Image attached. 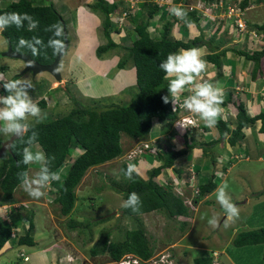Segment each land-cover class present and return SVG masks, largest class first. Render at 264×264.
Instances as JSON below:
<instances>
[{
    "label": "rangeland",
    "instance_id": "obj_1",
    "mask_svg": "<svg viewBox=\"0 0 264 264\" xmlns=\"http://www.w3.org/2000/svg\"><path fill=\"white\" fill-rule=\"evenodd\" d=\"M10 1L15 0H3L0 1V4L3 6ZM93 1L94 0L42 1L43 4L52 3L56 10L62 13L67 21L69 44L72 42V46H68L66 53L61 57V60L59 62L61 75L66 78V81L63 77L60 81H57L52 77L50 73L41 72L38 74L42 76L39 77V80L42 79V82H37L35 81V79H33V75L35 74H33L31 71L22 72L23 67L20 69L17 68L16 64H23L20 59L0 57V67L5 64L9 66V69L7 71L0 70V73L4 74L6 78L19 79L22 76L21 78L30 79L33 84V88L37 87V85H40V88L43 89L42 92L48 93L50 94V96L55 97V99L53 98L52 100H48L47 106L41 109V119H44L46 117L56 118L57 116L66 114L74 105L73 99L78 100L84 106H93L94 104L100 106H110L109 104L124 105L137 91L135 87L134 70L133 66H131L130 63L131 60H129V63H127V65L123 69H120L122 71L121 76L118 78V86H116L114 91L109 87V85L112 86L111 82L114 80L116 75L114 77L106 78L107 73L111 74L113 71L119 70L117 63L119 60H121L120 56H124V54H126V50L118 48L103 54L101 57H98L96 55V47L106 42V39L102 34V14L94 13L85 6L86 10H89L95 16V18L97 17L96 22L98 23H95L94 25L95 32L90 38L91 42L89 41V39H87V42H85L84 39L81 38V43L83 46H80L78 35L76 34V37L74 36L75 29L73 27H75L76 25L72 23V13L75 9L74 6L79 3L85 5ZM109 1L111 2L120 0ZM123 1H125L124 3H127L132 7L131 11L132 13H134L133 10L136 11V7H139L138 1L141 0ZM190 1L193 2L194 0ZM251 1H253L255 8L252 9L249 13L250 16L252 18L257 17L259 18V20H263L264 5L258 6L259 3L256 0ZM32 2L36 4L40 3V0H32ZM154 4L157 5L158 3L154 2ZM130 14L127 16V18L130 16ZM158 15L160 18V22L157 21L155 23L153 21H150V25L148 26V31L151 36L157 34V30L162 28V23L164 21H173L172 16L174 15H171L170 12H168L167 14L161 13ZM246 17L247 15L245 13V18ZM127 18L123 17L124 20H118L120 24L118 22L117 27L121 30L119 33L112 32V36L115 42L124 47L129 46L131 43V37H129L128 35L125 37V34L131 31V29L133 28L132 23H130ZM114 20H116V17H114ZM182 22L184 21L178 20L172 22L170 37L186 41L188 39L194 38L199 34V32L197 33L194 24H192L193 26L190 29L185 22V24H181ZM78 24L81 23L78 22ZM205 25L206 24H203V26L201 27L206 28L204 27ZM216 27L217 25L213 24L212 28H208L207 30L203 29V37L205 40L209 39L212 35L215 34ZM82 29L83 28L81 25L79 27L81 33ZM224 29V24L220 23V31L218 33L216 32L217 34L215 37L219 38L220 36H222L221 34L224 32ZM129 35H131L130 32ZM90 36L91 35H89V37ZM223 37L226 38L228 42L231 41L230 37L227 36V34ZM93 38L94 40L96 39L95 42H92ZM261 44H263V42ZM7 45L8 43L0 34V51L3 48H6ZM225 46L231 47V49H229V52L231 54V50H239L241 48L238 45L235 46L234 42H231V44L227 43L225 44ZM253 46V44L249 45V47L251 48ZM201 49L205 54L208 52V48L205 46H202ZM262 61L263 58L261 59V62ZM229 63L231 65H234L235 61L230 58ZM223 73L221 74V77H223ZM224 75L227 76H224L223 80L225 81L228 78L231 87L235 90H239L240 95L244 97L242 93V90H245L244 84L237 79V82L231 80L229 78L230 74L225 73ZM237 77L239 78V76ZM49 79L52 83L50 88H48ZM78 80L84 81L85 89L88 94L85 92H80L79 89H76L75 91L69 85L71 81L74 82ZM123 85L127 86L121 88ZM33 88L30 91L31 95H33ZM227 89L228 87H225L223 90L224 97L228 98L229 93ZM184 95L186 96V94H183L182 96ZM182 96L180 98V103H178L180 107L178 106V104L176 105V107H178L177 118H184L185 120L188 115L186 113L187 111H184V108L182 106ZM237 98L239 99V96H235V101H237ZM222 108L223 110H226L227 107L222 106ZM235 113L236 108L234 110V115ZM231 114V111H223L222 116L217 117V119L224 118L226 120H231L234 117ZM28 122L29 124L35 123L36 119L33 117H29ZM153 122H155L156 126H153L152 130L147 135L146 140L150 142H161L159 141L161 135L160 132L156 130L158 129L156 127H161L164 123H167L169 125L166 124L163 128V131H168L169 134H165V138L171 140V142L169 143V141H167V146H165V149L175 147L183 148V141L182 144H179V140H177L178 138L183 140V130H179L180 127L177 124L176 126L178 127L174 128V122L169 123L168 121H166L164 123H158L156 120H154ZM192 122L194 123L197 121H195V119H192ZM171 127L174 129H171ZM175 129L179 130V134L181 136L174 132ZM254 129L257 131L256 128H253V130ZM211 130L214 131V128H212ZM255 136H258V133H255ZM211 137H213L212 133L207 132L204 135V140H210ZM251 137L253 136L251 135ZM7 138H9V136L0 135V139L2 141L6 140ZM200 139L201 138L199 136H196V139H194V143H200ZM121 141L123 145V152L126 153L131 149V147L137 140L131 141V138H127L126 135H123ZM161 143L163 144L164 142ZM252 144L254 143L249 139L245 142L244 146L248 151L247 154H252L253 156L256 150H254L255 148H251ZM35 145L40 148L39 145ZM208 149L210 150L206 154V151ZM197 150H203L202 158L194 157L192 150H189L185 155L186 160L184 158H178L175 162L174 167L179 168L183 167L185 164H192L194 162H192L191 160H196L197 162L198 160H200V158L203 159L204 162L207 161V164L211 163L212 154L214 155L215 149L210 148V146H207L206 148L199 146ZM157 152H155V154ZM1 155L7 157V153L5 152H3ZM252 156L250 155V160L248 162L245 161L239 164V166H242L245 171L250 168V170H252L250 175L235 174L233 170L229 177L223 180V178L219 176L221 175L220 172H215L217 174V176H215L217 183H220L219 185H221L225 181L227 182L228 192L232 198V201L240 209L239 218L234 223H231L229 227H224V220L226 219V215L224 213V210L215 199V191L212 192V194H207V198H205V195L201 197V199L197 201V203L195 202L196 206L194 210H189L187 216L185 215L184 217L177 216V219H171L166 216V213L161 211H151L149 213L141 214L139 218L143 223L150 244L154 247V254H157L164 249L171 251V253H173V256H170L172 264H264V246L258 244L237 247L233 244V239L236 237L237 233L264 227V198L262 197L264 191L261 192L260 190H257V192H255V196L249 197L247 190L248 187H246L249 186V189L252 190L254 185H257L258 187V185L264 183V160L257 163L255 161V158H252ZM238 157V159H241V156ZM149 159V157L143 158L138 162L131 163L137 165L138 174L143 178L147 177V172L150 168L159 164V162L154 160L153 158L150 159L152 160V162L150 163ZM147 160H149V162H147ZM123 162H125L124 157L120 155L110 162L90 167L86 171L85 175L76 188L78 199L75 202L73 210L68 216L62 215L60 213L58 203H53V201L50 202L52 199V195H50L49 188L46 189V195L44 197L40 199H33L22 189L21 186H18L16 191H14L15 199H11L10 206L8 207V209L13 208L15 210L10 213H6L7 215L0 213V218L10 221L12 220V224H14V221L19 222L21 220L22 224L17 226L14 225L13 232L18 233L17 235L14 234L15 238L12 237L10 239L11 244L8 243L4 247V250L9 251L8 253L5 252L7 253L6 256L2 254L0 255V264H17V262H19L20 264H26L23 261L20 262L21 258L27 260L24 258L27 255H25V253H30L31 251L34 252L36 250L40 251L41 249L55 250V257H53L54 255L51 254V252L43 254L47 256L51 261H53L54 259L55 264H101L107 262L110 258L108 252L93 255L90 253V248L94 245L99 244V240L105 232H108L109 240H113L122 238L124 236V231L127 228L130 229L134 227L132 219H128L122 214L121 202L123 201V198L121 194L117 193L110 186L112 184V180H119L121 165L123 164ZM197 166L199 167L200 165L197 164ZM259 166L262 169V173L261 169H257V167ZM38 167L39 165L37 164H30L27 172H29V175H32L34 174V171L38 169ZM209 168L210 164L204 170L205 172L202 171L197 175L195 174V172L193 175V171H195L194 169L190 170L191 172L189 170L186 171L185 169H183L181 179H179V175L171 167L165 169L162 174L158 176V178L159 182L161 183H165L167 180H170L171 182L173 181V183L174 181L178 182L179 186L184 187V191L186 192L188 199L189 196H191L194 197V201L195 198H199V193L197 194L196 192L197 188L195 186V183L192 182V177L197 178V176H200V178H203V180L205 181L211 175L210 171H208ZM66 171L67 167H63L59 172L61 180L64 178ZM199 180L200 179L197 178L196 184L197 181L199 182ZM251 182L254 183V185H251ZM192 184H194V186H191ZM263 187L264 186H261L260 188ZM47 193L50 196H47ZM237 197H240V199L242 198V200H237ZM245 198H249V202L247 204L242 203ZM256 198H258V201H256ZM16 200L18 201V203H16L18 204V206L14 208L13 204ZM19 206H23L28 210L27 213L21 211V218L17 213L19 212ZM31 212L33 213L32 220L34 224V229L32 230L34 231L33 245H19L17 243L18 237L21 236L22 233H24L23 230L28 227V219L31 217ZM213 214H216L220 220L219 226L215 229L211 228L207 224L206 219H201V216L211 217ZM183 221H186L185 227H182ZM173 245L175 248H171V246ZM52 247L54 248L51 249ZM181 250H183L184 253L182 255H179ZM66 254H69L70 257L65 258ZM2 257L3 260H1ZM229 257L230 261H228Z\"/></svg>",
    "mask_w": 264,
    "mask_h": 264
},
{
    "label": "trees",
    "instance_id": "obj_2",
    "mask_svg": "<svg viewBox=\"0 0 264 264\" xmlns=\"http://www.w3.org/2000/svg\"><path fill=\"white\" fill-rule=\"evenodd\" d=\"M42 1L40 0V3L35 4L32 0H15L3 6L0 4V14L13 11L28 13L39 22L38 27L34 31H28L27 23H25L23 28L17 29L15 26H11L4 31H0V34L14 51L29 53L31 58L38 63L49 64L57 54L53 53L52 48L47 47V42L52 33L46 31V29L54 23H59L62 26L61 20L65 22L67 29V21L52 3L43 4ZM172 1L178 2L179 0ZM230 1L238 2L241 9L250 5V0ZM256 1L260 2V0ZM124 2L123 0L111 2L109 0H94L91 3L85 4V6L92 12L102 14L103 16L101 26L106 42L96 47V55L101 57L109 51L118 48L125 49L126 54L120 56L121 60L118 61L117 66L119 69H123L129 63V60H131L130 63L133 66L135 87L137 89L136 93L124 105L109 104L110 106H100L94 104L93 106H84L78 100L73 99L74 105L66 114L57 116L56 118L46 117L41 119L39 123L30 124L33 126V130L38 132V142L36 144L40 147L38 148L34 144L33 150H42L47 156L54 157L51 163V168L54 172L59 174L63 167H67L62 180L60 178L59 181H52L49 184L50 195H52L50 202L58 203L60 213L65 216H68L74 208L75 202L78 199L76 188L86 171L90 167L110 162L123 153V145L121 143L123 135L133 140L146 139L153 128V121L155 119L159 123L166 121L171 123L177 117V108L173 111L171 103L164 104L161 99L163 95L168 94V82L163 78L164 73L158 65L166 58L167 54L179 48L207 47L208 52L204 59L214 65L216 70L215 79L217 80L223 73L222 59L226 51L231 49V47H223L228 42L223 37L225 32L219 38L215 37L220 31V26L216 27L215 34L206 40L203 37L202 31L194 38L186 41L170 37L172 22L179 20L175 16H172V22L170 20L164 21L162 28L152 37L149 34L148 26L151 20L157 19L161 8L150 2L139 3V8L134 13H129L130 16L127 19L132 23L133 28L131 27L132 29L129 31L131 35L126 31L128 33L125 34V37L127 35L131 37V43L129 46L124 47L116 43L112 36V32L119 33L121 31L117 27V21L114 20V17L119 16L123 10L128 9V4ZM186 12L187 19L192 24H195V26L201 28L198 25L199 18L197 12L195 10ZM167 13V10H163V14ZM158 19L160 20V18ZM181 24L185 23L182 22ZM247 29L255 30L257 34L264 33V22L247 23ZM33 36L39 37L43 41L38 55H31L27 49L16 50L20 37L30 39ZM231 52L242 55L245 60L252 63L251 75L255 78V75L260 70L261 59L264 58V48L260 50L234 49ZM0 70H5V67H0ZM4 94V90L0 88V95ZM230 102L234 104L236 113L231 120H217L218 122L215 127L220 138L228 134L226 138L227 142L229 145L234 146L243 141L248 128L258 126V131L264 134V112L251 114L246 104L238 99L235 101L232 98V92L228 95V98L224 99L221 106L225 107ZM37 104L40 109L47 106L44 99H40ZM166 124H163L161 127ZM200 127L202 128L201 134H203V130L208 129L203 123L200 124ZM162 132L165 131L162 130ZM161 135L163 138H159V141H163L165 138V134ZM25 139H27V136ZM185 140L186 143L183 148L176 150L172 148L161 149L154 154L153 158L159 164L148 170L146 178L134 173L133 179L129 180L120 172L119 180H112L110 186L117 193L121 194L123 200L127 199L129 193L136 192L139 194L142 203L138 212L122 208V214L128 219H132L134 227L127 228L122 238L113 240H109L108 232L103 233L99 244L90 248L91 254L96 255L108 252L110 256L109 260L118 259L126 253L148 258L155 251L148 240L143 223L139 218L140 215L151 211H161L166 213V216L171 219H177V216H187L189 210L183 204L181 197L174 193L172 182L167 180L165 183H161L158 178L165 169L171 167L174 169L173 165L178 158L186 160L185 155L187 152L197 146L194 143L193 135L190 136L192 144L187 143L188 139ZM1 141L0 139V143ZM212 143L210 142L208 145ZM25 146L17 138L12 142L11 151H5L7 157L4 155L0 156V203L15 199L14 191L20 186L17 174L21 171H27L29 168V165L23 163H19L18 165V161L22 159V149ZM127 165L126 162H123L121 169H126ZM189 165L185 164L183 167L175 168L174 170L179 176H182L183 169L188 171ZM214 177L215 175L211 174L199 185V198L211 193L215 189L217 182ZM199 198H195V201L199 200ZM18 210L19 217L21 211H24V213L28 211L23 206H19ZM32 215L33 213L31 212V217L28 219V227L23 230L24 233L19 237L17 236V243L19 245H33L34 231L32 230L34 229V224ZM11 222L12 220L0 218V249L11 239L12 234L17 235L18 232H13L14 225L22 224L21 220L19 222L14 221V224ZM185 226L186 221L182 224V227ZM233 244L237 247L264 245V227L237 233L233 239Z\"/></svg>",
    "mask_w": 264,
    "mask_h": 264
},
{
    "label": "clouds",
    "instance_id": "obj_3",
    "mask_svg": "<svg viewBox=\"0 0 264 264\" xmlns=\"http://www.w3.org/2000/svg\"><path fill=\"white\" fill-rule=\"evenodd\" d=\"M169 12L171 15L176 16L177 19L183 20L191 29L193 25L192 22L187 19L186 11H184L179 6L172 5L169 8ZM158 18L159 16L157 15V19L153 20V22L155 23L157 21L160 22ZM25 23H27L28 31H34L39 24V22L35 20L28 13H20L13 11V12H5L3 14H0V31H4L6 28L11 26H15L17 29H20L25 26ZM46 31L52 33V36L49 38L47 42V47L52 48L54 54L57 55L63 54L65 51V42L63 39L64 36L63 27L59 23H54L52 25H49ZM42 45H43V41L39 37L33 36L30 39L20 37L16 45V50L20 51L22 49H27L31 53V55L35 56L39 54L40 46ZM204 55H205L204 51L198 47L179 48L174 52L168 53L166 58L163 59L158 65L160 70L164 73L163 78L168 82V86H167L168 94H165L161 97L163 103L164 104L171 103L174 111L176 105L180 103L181 96L183 94H186V96L185 95L182 96L183 98L182 106L184 108V111H187L186 113L191 120L195 119V121H197L193 123L191 121L182 120L181 118L180 119L177 118L178 115L172 121L174 122V128L175 127L177 128L179 126L180 127L179 130H183L184 146L186 143L185 139L189 138L187 140L188 141L187 143L192 144L190 140V136L193 135V138L196 139L194 133L196 131L202 132V128L200 127V124L203 123L205 127L208 128L207 130L203 131L204 134L208 130H211V128L217 130V128L215 127L218 122L217 120H224V118L217 119V117H221L223 111H225L221 106L224 102L223 88L218 84V82H210L209 80L201 78V74L206 71L208 66L207 60L203 58ZM0 88H2L5 93L4 95H0V135L16 137L26 145L22 149L21 152L22 159L21 161H18V165L19 163H23L25 165H30V164L39 165L38 169L34 171V174L29 175V172L21 171L17 174V176L18 179L20 180V186L22 187V189L31 198L40 199L46 195V189L47 188L50 189L49 184L52 181L60 180V175L57 172H54L51 168V163L52 160H54V157L47 156L42 150H35V151L33 150V145L38 142V132L33 130V126L30 125L28 122L29 117L35 118L37 123L41 121V109L39 108L37 102L40 99H44L46 101V104H48L47 102L49 100L48 95L47 94L42 95L40 99L34 101L32 96L30 95V91L33 88V84L30 79L27 78L8 79L2 73H0ZM176 108L178 110V107ZM177 120L178 122L176 123L175 121ZM176 124L178 126H176ZM174 128L171 127V129ZM179 130L175 129L174 132L179 134ZM26 136L27 139H25ZM225 137L227 138L228 134ZM259 138L261 139L262 142H264V136H261ZM138 141H148V140L146 139L137 140L135 143H137ZM151 142L152 145L155 147V150L154 152L148 151L146 154L142 155L144 156V158H147L146 155H150L153 157L155 152L160 151L161 149L164 150L166 148L163 146L164 143L163 144L161 143L163 141L161 142L151 141ZM210 142L214 143L213 139H210V141L207 142L201 141L200 143L197 144L196 147L199 146L203 147L204 145L209 146L208 144ZM212 145H210V148L212 147ZM172 149L176 150L179 148L175 147ZM209 150L210 149L206 151V154L208 153ZM124 154L125 153L123 152L121 156H123ZM142 156L137 158L134 162H126L124 160L128 164L127 168L121 169L120 171L125 176V178L131 180L133 179L134 173L138 174L137 165L131 163L138 162ZM238 156H241V159L243 158L248 159V156L244 154L235 155L234 157L238 159L239 158ZM192 169H194L193 165L190 164L188 170L190 171ZM194 172L195 171H193V175ZM211 174L217 176V174L214 172ZM178 178L181 179V176H178ZM193 182L195 183V186L198 188V193H199V185L201 183L197 182L196 184L195 177ZM177 184L178 182L174 181L173 183L172 181V185H177ZM174 193L178 195L175 191ZM200 199L201 198H199V200ZM215 199L217 203L221 206V208L224 210V213L226 215V219L224 220V227L227 228L231 225V223H234L239 218L240 209L235 203H233L232 198L228 192V184L226 181L216 188ZM197 201L195 202L197 203ZM10 202L11 201L4 203H10ZM15 202L18 203V201ZM141 203L142 202L139 194L136 192H131L128 194L127 199L121 202V207L125 209H131L133 212H138ZM201 219H206L207 224L213 229L219 226L220 220L216 214H213L211 217L201 216ZM12 237L15 238L14 234H12ZM169 252L173 256V253H171V251ZM68 255L69 254H66L65 258L68 257Z\"/></svg>",
    "mask_w": 264,
    "mask_h": 264
},
{
    "label": "crops",
    "instance_id": "obj_4",
    "mask_svg": "<svg viewBox=\"0 0 264 264\" xmlns=\"http://www.w3.org/2000/svg\"><path fill=\"white\" fill-rule=\"evenodd\" d=\"M249 4L252 6V8L246 10V15H247L246 22L249 23V24L264 22V18H263V20H259V18H257V17H253L252 18L250 16L249 13L251 12L252 9L255 8V5H254L253 1H251V0H250ZM260 5H264V0H260L258 6H260ZM74 8L75 9L73 10V13H72V23L76 24L75 27H73L75 29L74 36L76 37V34L78 35V41L80 40L79 43H80V46H81L82 45L81 38H83L85 42H87V39H89V41H90V38L92 37V34H94V32H95L94 25H95V23H98V22H96V18L97 17L95 18V16L89 10H86L85 9V5H83L82 3H79V4L75 5ZM78 22L81 23V24H78ZM81 25H82V28H83L82 29V33L79 30V27ZM207 26L208 25L205 26L206 28H202V27L199 28V27L195 26V28L197 30V33L198 32L200 33V31H202V33H203V29L207 30L208 28H210L209 26L208 27ZM218 26H220V25H217V27ZM225 29H224V32H225L224 34L225 35L227 34V36H229L230 39H231V41L227 42L229 44H231V42H234L235 46L238 45V46L241 47L240 49H246L247 48L248 50H260V49H262L264 47V33H260V34L258 33L257 37L253 38L248 33H239L237 30H235L233 28V26H230V27L225 26ZM89 35H91V36L89 37ZM95 41H96V39L94 40V38H93L92 42H95ZM262 42H263V44H261ZM250 44L251 45L253 44L254 46L251 48V47H249ZM69 45L72 46V42ZM223 47H225V45ZM6 48H3L1 51L6 50ZM201 48L202 47H200V49ZM205 55H204L203 58H205ZM230 58H232L235 61L234 65H231L229 63V59ZM222 61H223L222 62V72H224L223 73V77L227 76V75H224L225 73H227V74H230L229 78L231 80H234V82H237L236 79L238 81H241L244 84V86H245V90H242L243 91L242 93H243L244 97L242 95H240V91L239 90H235L234 88L231 87L228 78L225 81L223 80V77L218 78L217 80L215 79L216 70H215V67H214V65L212 63H208L206 71L201 74V78L209 80L210 82H218V84L223 89L225 87H228L227 91H228L229 94L232 92V98L235 99V96H239V99L238 98L237 99L242 101L244 104H246V107L248 108V111H250L251 114H258L259 112H264V58H263V61L260 64V70L255 75V78H253L252 75H251V73H252L251 70H252V66H253L252 63L250 61L245 60V58L242 55H239L237 53H232L231 54L229 52V50H228V51H226V54H225L224 58L222 59ZM23 65L24 64H16L17 68H19V69L24 67ZM3 66L5 67V70H3V71H7L9 69L8 65L5 64ZM3 66H1V67H3ZM121 72L122 71L119 69L117 71L116 70L113 71L111 74L107 73L106 78L114 77L116 75L114 80L111 82L112 86L109 85V87L113 91L116 88V86H118L117 85V81H118V78L121 76ZM33 76H34L33 79H35V81L42 82V79L39 80V77H42L41 75L35 74ZM237 76H239V78ZM61 77H63V76L61 75ZM64 79L66 81V78H64ZM48 82H49L48 88H50V86L52 84L50 82V79L48 80ZM130 84H127V85H130ZM69 85L75 91H76V89H79L80 92H85V93L88 94V92L85 89L84 81H82V80H78V81H74V82L71 81V83ZM127 85H123L121 88H124ZM33 89H34L33 92H32L33 95H31V94L30 95L32 96L34 101L35 100L37 101L38 99H40L42 97V95H45V94L48 95V99L49 100H52L53 98L55 99V97L50 96V94L42 92L43 89L40 88V85H37V87H35ZM225 98L226 97H224V99ZM226 107L227 108H226L225 111H231V113H232L231 115L234 116V110H235L234 104L232 102H230V103H228L226 105ZM224 120H226V119H224ZM153 126L154 127L156 126L155 122H153ZM164 127L165 126L156 127V128H158L156 130L160 132V135L161 134H166V135L169 134L167 130L165 132H162ZM254 128H256L257 131L255 129L253 130V128H251V129L248 128L247 131H246V136L244 137L243 141H240L241 142L240 144L237 143L234 146L229 145V143L227 142L226 137L220 138L216 129H214V131L208 130L207 132L212 133V135H213V137H211L210 139H213L215 141L213 143V145L211 144L212 145L211 148L215 149V153H214V155L212 154L211 163L207 164V161L204 162L203 159H201L202 156H203V150L198 151L197 150L198 147L191 149L193 154H194V157H196V158L201 157L200 160H198L197 162H196V160H191L192 162H194V163H192V165H193V168H194V170L196 172V175L200 174V172H202V171L205 172L204 170L206 169V167L209 164H210V168L208 169V171H210V173H213V172L215 173L216 171H219L221 175H219V174L218 175L221 176L223 178V180L227 179L229 177V175L232 173L233 170H234L233 172L235 174H243V175L247 174V175H250V173L252 171V170H250V168L245 171L242 166H239V164L241 162H245V161L248 162L250 160V155L252 156V154H247L248 151H247V149L244 146V144H245V142L247 140L250 139L254 143V144H252L251 148H255L254 150H256V152H255V154H253L252 158H255V161L257 163L264 160V142H262L260 138L258 139L259 135H260L259 137H261V136H264V134L260 133L258 131V126L254 127ZM206 133H204V134H206ZM255 133H258V136H255ZM194 134H195V136H199L201 138L199 141H202V142L210 141L209 139L204 140V134H201L200 131H196ZM251 135L253 137H251ZM161 137H162V135H161ZM127 138H129V137H127ZM121 140H122V138H121ZM132 140L133 139H131V141ZM177 140H179V142H178L179 144H182V141H183L182 139L178 138ZM167 141H169V143L171 142V140H167V138H164V141H163L164 142V144H163L164 147L167 146ZM203 147L206 148L207 145H204ZM243 154L247 155L248 159H246V158L245 159H236L234 157L235 155H243ZM146 156H147V158L149 157L150 159L153 158L150 155H146ZM143 158H144V156H142L140 158V160L143 159ZM216 158H220V159H216ZM149 160H147V162H149ZM151 162H152V160H150V163ZM175 162H176V160H175ZM197 164H199L200 166L198 167ZM174 165H175V163H174ZM257 169L260 170L261 167L259 166V167H257ZM261 173H262V169H261ZM197 178L200 179L199 183H202L204 181L203 178H200V176H197ZM197 178H196V180H197ZM219 184L220 183H217L215 189L212 192H214L216 190V188L219 186ZM251 185H254V183L251 182ZM261 186H264V183L263 184L261 183L260 185H258V187H257V185H254L252 190L249 189V186H246V187H248L247 190H248L249 197L250 196H255V192H257V190H260L261 192H263L264 191V187L260 188ZM212 192H211V194H212ZM207 196L208 195H206L205 198H207ZM262 197L264 198V193L262 194ZM237 200L241 201L242 198L240 199V197H237ZM256 201H258V198H256ZM248 202H249V198H245L242 203L247 204ZM8 243L11 244L10 240L7 241L4 244V246L0 249V255L1 254L4 255V256L7 255L9 250H4V247ZM23 245H25V244H23ZM262 246H264V245H262ZM171 247L173 248L174 245L171 246ZM53 248L54 247H52L51 249H53ZM5 252H7V253H5ZM21 252H22V250H21ZM47 252H51V254L54 255L53 257H55V250H42L41 249L40 251L36 250L34 252L31 251L30 253L26 252L25 255L26 254L27 255L25 257L28 256V259L24 260V259L21 258L20 262L23 261L26 264H55V260L54 259H53V261H51V260L48 259L47 256L43 255V254H45ZM172 252H173V250H172ZM183 253H184V251L181 250L179 255H182ZM3 257H2L1 260H3ZM228 261H230V257H229ZM17 264H20V263L17 262Z\"/></svg>",
    "mask_w": 264,
    "mask_h": 264
},
{
    "label": "built area",
    "instance_id": "obj_5",
    "mask_svg": "<svg viewBox=\"0 0 264 264\" xmlns=\"http://www.w3.org/2000/svg\"><path fill=\"white\" fill-rule=\"evenodd\" d=\"M0 1H3V0H0ZM141 2H150L153 4L154 2L158 3L157 5L161 8L159 10L160 14L163 13V10H167L169 12V8L172 5L179 6L184 11L195 10L198 14V18H199L198 25L200 27L203 26V24H206L210 28H212L213 24L220 25V23H223L224 26H227V27L233 26V28L237 30L239 33L248 32V34L253 38H256L257 36V33L255 30L247 29L245 13H246V10L252 8L251 5L247 6L246 8L241 9L238 2H234L230 0H194L193 2H191L190 0H179L178 2H174L172 0H141V1H138V5ZM138 8L139 7H136V10ZM131 10H132V7L128 5V9L123 10L120 13V15L116 17L117 24L120 20L123 19V17L127 18L128 14L130 12L132 13ZM133 12L135 11L133 10ZM182 120H184V118ZM185 120L192 122V120L189 117H186ZM177 122L178 121H176V123ZM154 150H155V147L152 145V142L138 141L131 147L130 150H128L123 155V157L126 162H134L137 158L146 154L148 151L154 152ZM192 180H194V177H192ZM191 186H194V184H192ZM173 189L181 197L183 204L189 210H194L196 206L195 201H193L194 197L189 196V199H188V196L186 195V192L184 191V187L179 186L178 184L174 185ZM196 192L198 194V188ZM9 206H10V203L0 204V213L7 215L6 213H10L13 210H15L13 208L8 209ZM17 206L18 204H16L15 202L13 204V207L15 208ZM170 256H171L170 252L166 249L158 252L157 254H153L149 256L148 258H142L140 256H137L131 253H126V254H123L118 259H111L101 264H172V260L170 259ZM68 257L70 256L68 255ZM24 258L28 259V257H24Z\"/></svg>",
    "mask_w": 264,
    "mask_h": 264
},
{
    "label": "water",
    "instance_id": "obj_6",
    "mask_svg": "<svg viewBox=\"0 0 264 264\" xmlns=\"http://www.w3.org/2000/svg\"><path fill=\"white\" fill-rule=\"evenodd\" d=\"M61 23H62V27L64 30L63 39L65 42V51H64V53H65L67 48H68V45H69L68 32L66 29L65 22L63 20H61ZM63 54L56 55L54 60L49 64H40L37 61H35L33 58H31L29 53L16 52L11 48L10 45H7L6 50L0 52V57H11V58L20 59L24 64L22 72L31 71L33 74H38L41 72H48L52 75V77L55 80L60 81L61 80V73L59 70V61H60L61 57L63 56ZM15 139H17V138L16 137H9L6 140L2 141L1 148H0V155L5 151H7V152L11 151V145Z\"/></svg>",
    "mask_w": 264,
    "mask_h": 264
}]
</instances>
